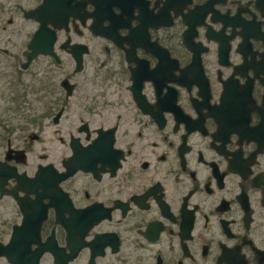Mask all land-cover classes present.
<instances>
[{"label":"flooded vegetation","instance_id":"flooded-vegetation-1","mask_svg":"<svg viewBox=\"0 0 264 264\" xmlns=\"http://www.w3.org/2000/svg\"><path fill=\"white\" fill-rule=\"evenodd\" d=\"M0 264H264V0H0Z\"/></svg>","mask_w":264,"mask_h":264},{"label":"water","instance_id":"water-1","mask_svg":"<svg viewBox=\"0 0 264 264\" xmlns=\"http://www.w3.org/2000/svg\"><path fill=\"white\" fill-rule=\"evenodd\" d=\"M0 253H5V252L3 251V252H0Z\"/></svg>","mask_w":264,"mask_h":264}]
</instances>
